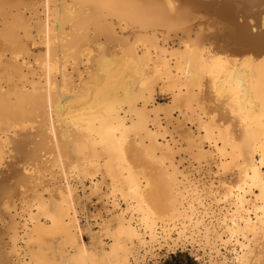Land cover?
I'll return each instance as SVG.
<instances>
[{
	"label": "bare ground",
	"instance_id": "bare-ground-1",
	"mask_svg": "<svg viewBox=\"0 0 264 264\" xmlns=\"http://www.w3.org/2000/svg\"><path fill=\"white\" fill-rule=\"evenodd\" d=\"M182 247L264 264V0H0V264Z\"/></svg>",
	"mask_w": 264,
	"mask_h": 264
},
{
	"label": "rangeland",
	"instance_id": "rangeland-1",
	"mask_svg": "<svg viewBox=\"0 0 264 264\" xmlns=\"http://www.w3.org/2000/svg\"><path fill=\"white\" fill-rule=\"evenodd\" d=\"M155 101L157 103H167L168 96L160 93L158 90L155 92ZM184 158H188L187 153L186 156H182ZM186 160H184L185 164ZM88 185V184H87ZM81 196V193H79ZM95 204L91 207H88L86 213L85 210L82 209V206L78 204V211L81 217V228L83 231V237L86 244L91 245L93 241L91 240V232H96L97 228L92 227L91 232L88 230L86 223L84 221V216H96V219L104 216L103 204L101 202L94 201ZM93 223V221H91ZM157 259L154 261L147 262L146 264H207V258L201 252L191 249L190 247H182L175 249L172 251L164 250Z\"/></svg>",
	"mask_w": 264,
	"mask_h": 264
}]
</instances>
